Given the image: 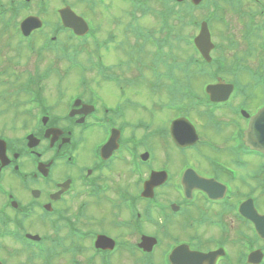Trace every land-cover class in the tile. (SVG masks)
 Here are the masks:
<instances>
[{"label":"flooded vegetation","instance_id":"obj_1","mask_svg":"<svg viewBox=\"0 0 264 264\" xmlns=\"http://www.w3.org/2000/svg\"><path fill=\"white\" fill-rule=\"evenodd\" d=\"M204 3L224 8L223 44L212 34L223 27L210 28L212 69L233 91L222 104L204 94L197 106L180 100L167 110L160 77L135 76L129 89L144 84L150 104L162 96L152 112L167 110L168 121H149L150 109L138 99L107 106L101 90L108 84L89 76H77L79 89L59 91L50 105L43 88L66 80L57 74L63 61L51 60L49 75L29 76L2 60L0 100L22 106L0 115V130L10 131L0 133L1 264H169L176 246L189 250L179 252L177 264H190L197 253L205 256L200 264H264L262 134L256 150L243 140L248 117L264 107V0ZM10 115L12 124L4 123ZM173 115L190 121L193 144L179 148L171 140ZM204 181L208 193L199 187Z\"/></svg>","mask_w":264,"mask_h":264},{"label":"rangeland","instance_id":"obj_2","mask_svg":"<svg viewBox=\"0 0 264 264\" xmlns=\"http://www.w3.org/2000/svg\"><path fill=\"white\" fill-rule=\"evenodd\" d=\"M62 1L63 2L65 1L66 3L68 2L69 4H72L74 9H77V12L79 14L82 13V14L86 15L89 19H92V16H93L94 25L100 26V31L97 34H95L94 39L90 38L87 40L89 47H95V41L99 44L100 43L102 44L103 42L106 43V41H109V43L107 44L108 47H115V46L117 47L119 42H123L124 39H126L125 33H124V28L122 25L123 21H120V19H119L120 17H122V15L120 13L117 14V12L119 11V10L117 11V9L121 8L122 11L124 10V8L126 7L125 3H122V6H121L120 5L121 1H119V0H107V1H110L111 5H112V1H114L113 3L116 5V6H114V10H109L107 12L109 14L106 15V13L103 14L104 7L101 6L96 11V13L98 15H96L94 13H92L90 15L89 13L86 12L87 8L80 7L77 5L76 0H42V3L44 5H46L48 8V14L46 16H44L46 21L55 22L56 15L54 12H52V10H54V8L56 9V8L60 7L62 5ZM10 2H11L10 0H0V13L3 12V8H8V4ZM32 2L34 3V7H33V3H32L31 9H30V11H28L26 13V15L27 14L36 15V13L38 11L37 10V6H38L37 2L38 1L32 0ZM205 13L206 12H204L203 14H205ZM211 13H215V12L213 10H211ZM101 14H103V15H101ZM218 14H219L220 18H223V15H220L219 12H218ZM194 15L197 16L198 13L195 12ZM24 16H25V14H24ZM196 16H194V18H196ZM8 18H9V14H7L3 18H0V50H1V60L0 61L3 60L5 62V64H8L11 61L17 62L18 65L15 63L13 64V66H12V64L10 65L13 68L15 74H18V73L23 74L25 72H27V74L33 73V71H29V70H31L33 63L35 61H37V58H33L32 60H30L31 57L28 56L29 55L28 52H27L28 55L26 53H22L21 54L22 56L19 57L15 52L16 49H13L12 51L9 50V47H15V42H14V40H12V37L10 34L8 35L6 32L2 31V20L8 19ZM224 18H225V16H224ZM41 19L44 20L42 17H41ZM197 19H200V18H197ZM105 21H106V23H105ZM231 22H232V19H231ZM116 23H117V25H116ZM140 23H142L143 27H148V28H151V26L149 24L156 25V23H153L151 20H149V22H140ZM48 24H50V23H48ZM50 30H51V28L47 27L44 29V33H47V35H48ZM121 31L124 33V35L121 33ZM110 33H112L113 36H110ZM154 33H155L154 37H156V38L159 37V34L157 32V28L155 29ZM194 33H195V30L193 28H192V30H191V28H184L183 30H181L179 27V31H178L179 35L181 34L184 36H188V35H193ZM219 33H220V38L215 39L214 42L223 44L224 40H223L222 34H226V32L224 29L222 30L220 28ZM129 39H130V43L133 45L134 40L131 39L130 37H129ZM40 42H41V39L38 36H35V43L37 45H39V47H42L40 45L41 44ZM147 46H150V45L147 44ZM96 47H98V46L96 45ZM121 47H128V46L123 44ZM148 50L150 52L154 51L153 49H151V47H148ZM173 51H174V48H172V56H173ZM176 52H177V54H175V56L179 60L183 59V57L185 56L184 54L187 53V51L185 52L184 46L181 44H177ZM86 58H87L86 54H81L78 56V60L81 63ZM128 58L129 57H126L124 54H122L121 51H112L110 53V55H107V60L105 58H104L105 59L104 60L102 57L101 62H103L106 66L114 67V65H116L118 60H125ZM97 59H98L97 54H95V56H93V55L90 56V62L91 63H96ZM3 61L0 64V66H3ZM29 62H30V64H29ZM50 64L51 63L49 62L45 66L46 69L50 66ZM26 67H27V69H26ZM134 68H135V66H134ZM60 69L65 70L66 66L61 67ZM111 71H112V73H114L115 75L120 76V77H125V78L134 77V78H136L135 77L136 70H134V69H130V68L128 69L126 67H123L122 69H115V70L111 69ZM73 73L71 71L70 74L65 75V77H67V78L63 82L59 81V80L57 81L56 79H51L45 83V86L43 88V92H44L43 97L49 101L50 105L55 104V101H56L55 98L57 96V93H59V91L72 93V92H75L76 90L79 89V85L77 84V76L78 75L73 74ZM142 75L148 76V78H150L149 75L150 76L152 75V71L150 69L145 68L142 71ZM86 76L87 77L89 76L90 78H94L95 81H97L100 77L99 75H96V73H94V72H93V74H87ZM197 82L199 83L198 86H197V83L195 81L193 83H187V84L191 85V87H194V89H196V87L199 88L201 83H203L204 81L202 79L200 81L197 80ZM138 85L139 86H138L137 91H136L137 87L135 88V86H134L133 89H125V91L123 93H119L116 91L115 86L113 84H111V85H109L110 88L108 89V91L101 90V94L103 95V102L106 103L107 106H114L116 102H120L122 97L123 98L129 97V98H132L134 100L138 99V101L144 103V105H146L148 107V109H150V111L147 114V117H148L147 119L149 121L151 120V122H152L156 117L157 118L162 117L164 120H167L171 115L161 114L160 112H156V111L152 112V109H155V106H156L158 99L160 100L162 96H160V95L154 96L153 103L150 104L149 103L150 95L148 94L146 87L144 86V84H141V83ZM93 86H94V84H93ZM141 116H145V115L141 114ZM138 117H139V113H136V115L135 114L133 115L134 122H135V119H137ZM0 121L3 122V118H0ZM12 121H13L12 116L9 119H7V117L4 118V123H9V124L11 123L12 124ZM9 132L7 130H4V131L0 130V133H3V134H5V133L8 134ZM35 229H37V228H35Z\"/></svg>","mask_w":264,"mask_h":264},{"label":"water","instance_id":"obj_3","mask_svg":"<svg viewBox=\"0 0 264 264\" xmlns=\"http://www.w3.org/2000/svg\"><path fill=\"white\" fill-rule=\"evenodd\" d=\"M61 15L62 21L64 26L72 28L75 33L79 35H83L87 29V26L83 22V20L77 17L73 12L70 11L69 8L63 9L59 11ZM40 23L35 18H28L21 24V29L23 30L24 34H28L29 31L33 28L39 27ZM205 36V35H204ZM206 40L207 37L205 36ZM213 87L208 88V92H212ZM255 123L252 122V128L254 127Z\"/></svg>","mask_w":264,"mask_h":264}]
</instances>
